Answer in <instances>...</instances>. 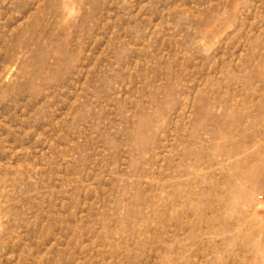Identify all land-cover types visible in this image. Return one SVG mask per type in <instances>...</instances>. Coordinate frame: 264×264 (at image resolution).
<instances>
[{"label": "rangeland", "instance_id": "obj_1", "mask_svg": "<svg viewBox=\"0 0 264 264\" xmlns=\"http://www.w3.org/2000/svg\"><path fill=\"white\" fill-rule=\"evenodd\" d=\"M0 264H264V0H0Z\"/></svg>", "mask_w": 264, "mask_h": 264}]
</instances>
